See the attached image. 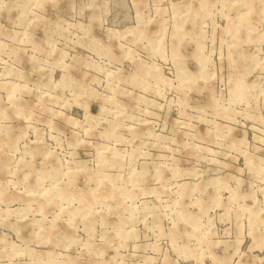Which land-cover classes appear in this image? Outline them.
Segmentation results:
<instances>
[{
	"label": "rangeland",
	"instance_id": "rangeland-1",
	"mask_svg": "<svg viewBox=\"0 0 264 264\" xmlns=\"http://www.w3.org/2000/svg\"><path fill=\"white\" fill-rule=\"evenodd\" d=\"M0 264H264V0H0Z\"/></svg>",
	"mask_w": 264,
	"mask_h": 264
},
{
	"label": "bare ground",
	"instance_id": "bare-ground-1",
	"mask_svg": "<svg viewBox=\"0 0 264 264\" xmlns=\"http://www.w3.org/2000/svg\"><path fill=\"white\" fill-rule=\"evenodd\" d=\"M116 190V189H115Z\"/></svg>",
	"mask_w": 264,
	"mask_h": 264
}]
</instances>
